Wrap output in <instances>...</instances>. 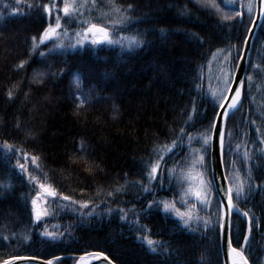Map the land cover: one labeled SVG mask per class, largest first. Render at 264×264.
Listing matches in <instances>:
<instances>
[{"label": "trees", "instance_id": "1", "mask_svg": "<svg viewBox=\"0 0 264 264\" xmlns=\"http://www.w3.org/2000/svg\"><path fill=\"white\" fill-rule=\"evenodd\" d=\"M64 2L0 0V146L7 140L21 150L18 155L0 147V184L8 186L0 187V261L31 255L59 257L54 264H75L80 257L99 252L117 264H222L220 202L214 184L212 204L202 206L193 194L184 195L187 179L180 173L191 163V150L201 147L197 134L209 128L218 109L219 102L210 92L209 68L218 57L213 58V53L224 50L217 55H228L234 71L255 0H215L219 11L201 0H72L83 7L68 16L60 11ZM44 4H49L50 12H44ZM112 4L121 10L132 5L125 12L130 19L113 25L118 17ZM105 12L109 14L102 15ZM225 14L232 19H222ZM57 16L61 20L57 31L69 33L60 36L66 45L75 43L76 32L83 36L88 23L107 27L114 40L124 37L127 42L137 36L143 43L131 48L105 42L94 45L89 33L82 46L42 57L40 53H47L57 38L41 44L39 37L49 24L55 25ZM21 60L24 66L17 67ZM253 64L264 68V14L245 71L253 81L249 84L245 79L242 103L224 121L222 156L228 186L237 177L246 190L251 184L238 204L240 212L231 216L233 245L239 248L243 243L251 221L250 241L243 251L249 264H264V72L253 69ZM36 73H44L37 77L39 83L33 79ZM77 75L79 88L73 83ZM9 90L14 93L11 98ZM78 95L88 101L81 107H77ZM193 100L197 110L185 123ZM188 134L193 137L190 145ZM178 136L182 141L165 153L162 178L144 192L134 182L148 183L146 162L158 158L154 147ZM33 155L39 157V168L31 163ZM17 161L40 182L73 200L89 201L88 207L42 195L37 201L48 215L34 221L32 200L40 189L16 167ZM169 168H175L171 177ZM205 178L213 181L210 155ZM119 186L123 188L117 192ZM149 201H154L153 207L141 212ZM161 201L202 219L185 228L173 211L163 210ZM121 208L128 211L127 220L120 219ZM246 210L249 217L242 215ZM203 218L212 223L205 227ZM46 230L58 238L42 235ZM144 235L163 242V247L151 252Z\"/></svg>", "mask_w": 264, "mask_h": 264}, {"label": "snow or ice", "instance_id": "2", "mask_svg": "<svg viewBox=\"0 0 264 264\" xmlns=\"http://www.w3.org/2000/svg\"><path fill=\"white\" fill-rule=\"evenodd\" d=\"M201 2L205 6L214 7L219 11V6L215 4V0H201ZM226 2H231V0H226ZM264 2V0H262ZM249 11H251V3L247 5ZM52 7H55L53 4ZM78 7H83V5H76L72 2V0H65L63 7L60 9L65 16H68L74 12L77 11ZM132 8V5H128L127 9L121 10L120 7H117L115 4H112L111 11L115 12L117 14V19H114L111 21L113 25L116 24H123L127 22L130 17L125 14L128 10ZM44 12L48 13L51 11V8L49 4L43 5ZM13 13L17 11L16 8L12 9ZM261 14H264V7L260 9ZM109 13L105 12L102 13V15L107 16ZM235 15L239 16L240 13L237 12ZM222 19L224 20H231L232 17L230 15L225 14ZM61 28V20L60 17L57 16L55 25L49 24L48 27H46L43 30V33L40 35L39 40L42 44L44 41L50 40L53 37L57 38V42L53 45L52 48L47 50V53L41 52L40 55L43 57L46 54L47 55H55L58 54L57 50H63L66 47L70 48H76L78 45L82 46L84 44V41L89 38V33L92 36L91 43L92 44H99L101 42H105L108 44H120L122 47H133V46H139V44L143 43V40L140 39L137 36H132L127 38V42H125L124 37H120L119 39H112L109 33V29L107 27L101 26L97 23H88L87 27L83 29V36H81L80 32L75 33V43H69L65 44L63 39H60V36L63 35L65 37L69 36V33L67 31H64L62 34L57 31V29ZM163 31V29H161ZM251 31V29H249ZM245 42H247L248 37H245ZM32 49L35 50L37 48L36 38H32ZM232 47H236V45H232ZM224 50L217 49L215 53H213V58L217 56L218 53H223ZM242 55V53H241ZM229 62V56L225 55L224 59L220 61L221 67L219 68V72L216 75V80L218 81V85L216 87L210 88L211 95L214 99L218 100L220 111L216 112V118L212 120L211 124L209 125L208 129H205L203 132L197 134V139L199 140L201 147L200 148H194L191 150V163L188 164L187 170L182 169L180 176L181 178H186L189 181L191 180H198V186L196 187L194 191V196L196 200L199 202L202 206H210L213 202V184L214 181L208 180L205 178V172L207 170V162H208V149L210 147H215V139L214 132L218 133L219 136V150L221 153V158L223 156V148H224V136H225V126L224 123H221V120H224L225 122L229 118L230 115L234 114V111L238 109L240 103H242L241 94H242V86L245 83V79L249 84L253 81V75L246 73L245 76H238L236 72L232 71V69L226 67V64ZM25 64L24 60H21L19 62V65L17 67H23ZM211 64V62H209ZM234 67H240V64L234 65ZM253 69H258L262 72H264V68H259L258 65L253 64ZM61 73H63L65 70L61 69ZM209 72H211V67L209 68ZM203 73L201 72V78ZM44 73H36L33 77L34 81L39 83L40 80L37 79V77H43ZM233 78L237 79L239 84L238 86H234L233 84H230L229 81ZM73 83L76 85L77 88L80 87V78L79 76L73 77ZM227 93H230L227 94ZM13 91L9 90L7 95L9 98L13 96ZM77 100H79V104L77 107L83 106L86 101L82 95L77 96ZM227 101V103H225ZM197 105L196 101L193 100V106L192 111L188 113V119L185 121L187 123L188 121H191L193 119V113L196 112ZM254 123V122H253ZM19 125L17 124V127ZM184 129L181 128L180 132L184 133ZM228 135H231V132L228 133ZM193 137L191 134H188V141L189 145L191 144ZM182 141V136H178L176 139L172 140L171 143L164 144V145H157L154 147L153 152L156 154L158 158L154 160H149L146 162V167L148 168V171L146 173L148 183H141L139 181L134 182L135 184H139V186L143 189L144 192L150 191V185L152 181L156 180L158 177L162 178V162L165 159V153L172 152L175 147L177 146L178 142ZM261 143L264 144V140H261ZM2 147L6 153H11L13 150L19 155L21 150L19 148H14V145L9 144L7 140H5L2 144ZM239 147V145H237ZM81 150H83V144L81 145ZM25 158L28 157V153H23ZM245 159H248V153H244ZM39 157L36 155L31 156V163L35 165L37 168L40 167L38 164ZM221 162L223 163V160L221 159ZM16 167L20 168L22 172L28 175V179L30 182H36L40 191L36 193V197L33 198L32 204H33V220L39 221L42 216L48 215V212L46 210H40L37 208V197L47 196V197H57L59 196L63 201H71L72 204L79 203L80 208L84 209L87 208L89 205V201L83 200V201H76L73 200L71 196L64 195L62 192H58L56 188L48 183H42L38 179L37 176L31 175L28 173V169L26 167V164H22L19 161H17ZM203 169V170H201ZM175 173V168H169L168 174L169 177H171ZM193 173L195 175L193 176ZM250 175V173H249ZM46 179V177H45ZM0 187H8L6 185L0 184ZM123 186L117 187L116 191H121ZM224 192V198H226L227 203L223 204L221 203L218 208V223L219 228L221 232L224 234L225 239L227 241V252H228V258L231 261V264H249L248 258L245 256L243 249L247 246V244L250 241V234H251V221L249 222V228L247 231L243 233V243L239 245V248L233 246V241L231 239V230L233 227L231 216L233 212H240V209L238 207V204L242 201L243 198H246L249 191H251V184L249 183L248 189H245V182L240 180L238 177L230 182V186L223 190ZM188 192H193V189L191 186L188 189ZM108 196H112V192L107 193ZM184 195H187L185 193ZM162 204L163 210L167 213L169 211H173L175 215L179 216L181 223L185 228H191L192 221L195 220L197 222H200L202 219L199 216H194L193 211H186L181 212L179 209L175 208L174 203H170L168 201H161L159 202ZM154 205V201H149L147 208L141 209V212L150 210ZM95 207V206H93ZM196 205H193V210H195ZM109 212H111V209H108ZM132 211V210H129ZM119 212L121 213L120 219L121 220H127L128 217V211L121 208L119 209ZM249 211H243L242 215L244 217H249ZM135 223H139V219L135 221ZM203 223L205 227H207L212 221L210 218H203ZM42 235H45L47 237H50L51 239L55 240L58 238V234L53 232H48L47 230L42 233ZM63 234H59V236H62ZM5 240L8 239L7 236L4 237ZM25 240H28V236L24 237ZM143 240L146 242L149 250L153 253H156L158 248L163 247V242L161 241H154L152 240L148 235L143 236ZM164 251L167 252L168 249L164 248ZM96 256H102L103 253H95ZM37 257H10L9 259H5L0 261V264H12L13 260H35ZM83 257H81V261L78 262V264H82ZM107 259V257H105ZM59 260V257H53L52 259H48L44 261V264H54V261Z\"/></svg>", "mask_w": 264, "mask_h": 264}, {"label": "water", "instance_id": "3", "mask_svg": "<svg viewBox=\"0 0 264 264\" xmlns=\"http://www.w3.org/2000/svg\"><path fill=\"white\" fill-rule=\"evenodd\" d=\"M264 7V2L262 0H255V12L254 16L251 22V25L249 29L251 31L247 32V42L243 43L242 47V55H240L237 64H240V67H235V71L238 76H245V71L247 67V62L249 59V55L251 52V46L254 39L255 32L258 28L259 22L261 20V12L260 9ZM231 84L234 86H238L239 82L237 79L233 78L231 81ZM230 95V93H227ZM227 103V101H225ZM218 111H220V107L218 108ZM217 111V112H218ZM216 118V116H215ZM221 123H224V120H221ZM216 137L215 139V147H210V164H211V174L212 179L214 181V187L216 194L218 196L220 204H226L227 200L224 198V192L223 190H226L228 188V182L225 176L224 167L221 162V153L219 150V136L218 133H213ZM220 247H221V255H222V262L223 264H231L230 259L228 258V252H227V241L225 239L224 234L220 230ZM14 257H35V256H29V255H19ZM89 258L82 262V264H117L115 261H113L108 255L104 254L102 256H96L95 254L88 256ZM107 257V259H105ZM48 259H42L37 257L35 260H13L12 264H44V261ZM81 260V259H80ZM80 260L77 261L80 262Z\"/></svg>", "mask_w": 264, "mask_h": 264}, {"label": "rangeland", "instance_id": "4", "mask_svg": "<svg viewBox=\"0 0 264 264\" xmlns=\"http://www.w3.org/2000/svg\"><path fill=\"white\" fill-rule=\"evenodd\" d=\"M91 38H92V36H91ZM218 57L213 61V63H212V66H211V72H210V83H211V87L213 88V87H216L217 85H218V81L216 80V75L218 74V72H219V68L221 67V64L219 63L220 61H222L223 59H224V55H222V54H219V55H217ZM226 67H228V68H230V64H226ZM231 69V68H230ZM233 71V70H232ZM229 83H231V80L229 81ZM216 101H218V100H216ZM219 102V101H218ZM220 103V102H219ZM219 106V105H218ZM195 175V173H193V176ZM198 180H191V181H189L188 179H187V186H186V193H187V195H189V194H193L194 195V191H195V189H196V187L198 186ZM191 186V188L193 189V192H188V189H189V187ZM37 208L38 209H40L41 210V208H42V206H41V204L39 203V201H37ZM81 259V257L78 259V260H80ZM77 260V261H78ZM77 261H76V263H77ZM75 263V264H76Z\"/></svg>", "mask_w": 264, "mask_h": 264}, {"label": "bare ground", "instance_id": "5", "mask_svg": "<svg viewBox=\"0 0 264 264\" xmlns=\"http://www.w3.org/2000/svg\"><path fill=\"white\" fill-rule=\"evenodd\" d=\"M89 257H85L84 259H83V261H85V260H87ZM81 261V260H80Z\"/></svg>", "mask_w": 264, "mask_h": 264}]
</instances>
